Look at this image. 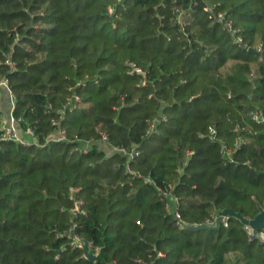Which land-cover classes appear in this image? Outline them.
<instances>
[{
	"label": "trees",
	"instance_id": "obj_1",
	"mask_svg": "<svg viewBox=\"0 0 264 264\" xmlns=\"http://www.w3.org/2000/svg\"><path fill=\"white\" fill-rule=\"evenodd\" d=\"M2 79L39 146L0 141V264H264L235 217L185 226L264 209V0H0ZM102 135L127 154L74 150Z\"/></svg>",
	"mask_w": 264,
	"mask_h": 264
},
{
	"label": "built area",
	"instance_id": "obj_2",
	"mask_svg": "<svg viewBox=\"0 0 264 264\" xmlns=\"http://www.w3.org/2000/svg\"><path fill=\"white\" fill-rule=\"evenodd\" d=\"M120 0H117V2H119ZM113 12V8L109 7L108 8V13L111 14ZM183 11L175 9L174 10V15H175V19L177 21H181L183 20ZM218 19L220 21L223 22L224 28L233 35V38L235 40L236 43H240L242 44L243 48L246 51H254L255 53H260L261 52V46H258L255 50L252 49L251 47H249L248 45L243 44V41L241 39V37L237 34L238 30L234 29L232 26V23L230 21H225V18L223 15H218ZM6 64H10L9 61H6ZM136 73H141V71L139 69L135 70ZM0 89H4L7 91L8 96H9V102H10V110H9V116L6 119H2L0 121V141H12L15 142L17 144H21V145H29L30 143H34L37 146H39L36 142V140L34 139V135L33 132L31 130H27L25 131V136H23L20 132H19V128H18V124H19V119H16L13 117L12 112L14 110V106H15V97L13 96V94L11 93L8 83L5 79L0 80ZM252 118L254 121L256 122H263V118L259 116L258 113H254L252 115ZM1 119V118H0ZM52 125H54L56 127V130L54 131V133L47 138V142L48 141H53V142H67L69 141L65 131L63 129H61L59 127V122L58 120H52ZM107 138L105 135H102V138L99 142H92V141H81L80 143H78L74 150L77 153L80 154H85L87 153L88 150L91 149L92 146H97L99 144H107L106 141ZM99 147V146H97ZM112 149V153L113 152H119L122 154H127V151L125 149H118V148H113ZM110 155V154H108ZM134 155H137V153H135L134 151H131L130 153H128L129 158H133ZM163 198H166L167 200L170 201L168 208L170 209V213L174 216L177 224L179 226H184L185 224L180 220V217L176 211V199L173 198L172 196L168 195V193L166 192H161ZM82 201L79 199H75L74 200V212L75 213H79V214H85V212L81 209L82 206ZM218 216H214L213 220L210 222H207L206 225H211L214 226L216 223ZM226 219L227 217H222L220 220V225H224L226 226ZM186 226V225H185ZM245 230L249 239V242H259L264 244V232L262 231H258L257 229L252 228L251 226L245 225ZM73 241H74V246L77 247L78 249H81L83 251V256L85 258H87L88 255H92L94 257H96V254L98 252V249L93 247L91 243L86 242V249L84 250V246H83V242L84 240H82L79 237H75L72 236ZM88 259V258H87Z\"/></svg>",
	"mask_w": 264,
	"mask_h": 264
},
{
	"label": "water",
	"instance_id": "obj_3",
	"mask_svg": "<svg viewBox=\"0 0 264 264\" xmlns=\"http://www.w3.org/2000/svg\"><path fill=\"white\" fill-rule=\"evenodd\" d=\"M251 52H254L253 50ZM218 214V218L214 226L211 225H199V226H189L186 225L188 229L198 230V229H217L220 227V220L222 217H235L239 219L244 225L251 226L254 229H263L264 228V209H261L260 212L251 220L245 219L241 214L234 212L230 209H225L220 211ZM84 250L86 249V242H83ZM88 259L93 260L95 257L92 255L87 256Z\"/></svg>",
	"mask_w": 264,
	"mask_h": 264
},
{
	"label": "crops",
	"instance_id": "obj_4",
	"mask_svg": "<svg viewBox=\"0 0 264 264\" xmlns=\"http://www.w3.org/2000/svg\"><path fill=\"white\" fill-rule=\"evenodd\" d=\"M9 110L10 102L8 93L6 90L0 89V120H4L9 116ZM99 147H101V149L104 150L106 154L112 153L111 146H109L108 144H102Z\"/></svg>",
	"mask_w": 264,
	"mask_h": 264
},
{
	"label": "rangeland",
	"instance_id": "obj_5",
	"mask_svg": "<svg viewBox=\"0 0 264 264\" xmlns=\"http://www.w3.org/2000/svg\"><path fill=\"white\" fill-rule=\"evenodd\" d=\"M1 121V120H0ZM1 124V123H0ZM101 144L97 145V146H100ZM219 213V212H218ZM218 216V214H216Z\"/></svg>",
	"mask_w": 264,
	"mask_h": 264
}]
</instances>
